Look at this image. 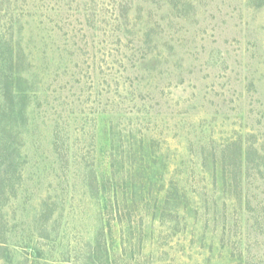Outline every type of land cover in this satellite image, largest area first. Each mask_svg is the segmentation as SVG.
I'll return each mask as SVG.
<instances>
[{
	"label": "rangeland",
	"instance_id": "obj_1",
	"mask_svg": "<svg viewBox=\"0 0 264 264\" xmlns=\"http://www.w3.org/2000/svg\"><path fill=\"white\" fill-rule=\"evenodd\" d=\"M0 35V264H264V0H0Z\"/></svg>",
	"mask_w": 264,
	"mask_h": 264
},
{
	"label": "trees",
	"instance_id": "obj_2",
	"mask_svg": "<svg viewBox=\"0 0 264 264\" xmlns=\"http://www.w3.org/2000/svg\"><path fill=\"white\" fill-rule=\"evenodd\" d=\"M2 38V35H0ZM1 46L3 45V39H0ZM1 49V48H0ZM1 62L9 61V65L6 67V71L0 74V92L3 96L12 97L16 95V92L20 87L18 83L22 80L21 75L15 68L16 60L12 48H9V53L5 57L0 56ZM4 146H0V151H3ZM8 153H1L0 155H7Z\"/></svg>",
	"mask_w": 264,
	"mask_h": 264
}]
</instances>
